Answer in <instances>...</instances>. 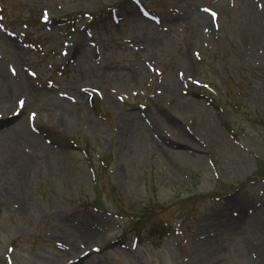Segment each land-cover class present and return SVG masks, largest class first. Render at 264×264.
Instances as JSON below:
<instances>
[{"label":"rangeland","instance_id":"1","mask_svg":"<svg viewBox=\"0 0 264 264\" xmlns=\"http://www.w3.org/2000/svg\"><path fill=\"white\" fill-rule=\"evenodd\" d=\"M246 1L0 0V178L40 173L25 210L0 194V264H264V19L243 27Z\"/></svg>","mask_w":264,"mask_h":264},{"label":"bare ground","instance_id":"2","mask_svg":"<svg viewBox=\"0 0 264 264\" xmlns=\"http://www.w3.org/2000/svg\"><path fill=\"white\" fill-rule=\"evenodd\" d=\"M244 15L243 19L240 23L244 24L243 27L249 26L254 22H257L261 20L264 17L262 16V12L259 11L257 6L253 4L251 0L246 1V5L243 11L242 16ZM248 16V17H247ZM252 17V18H251ZM255 18V20H253ZM242 27V28H243ZM3 64L0 63V124L2 123H9L12 122L15 118L9 119L7 115L10 112V109L12 107L13 103V85L9 81L7 73L2 66ZM171 87L168 86L167 90ZM61 112V116L59 118L60 123L62 125H67L69 122L72 121V111L71 108H65ZM123 123H125L126 128L128 131H131L134 135H138L137 126L139 125L138 120L136 119V115L133 113H128L125 115V118L123 120ZM18 127V126H17ZM14 128H16L14 126ZM134 128H137L134 130ZM122 131L124 130V126L121 125ZM9 130L7 131H1L0 134L2 135H8ZM131 132H124L123 134H126L127 136H132ZM20 137L26 139L27 141H30L34 144H39L41 149H43V156L44 161H46V169L48 172H51V167L55 164H58L59 162H62L61 155H56L53 149H50V147L42 144V137L38 134L29 131V130H20ZM142 134L138 137L140 140H142V143H145V140L142 138ZM147 140V137H146ZM61 154V153H60ZM14 158V157H12ZM63 159V157H62ZM21 162V161H20ZM13 165V164H12ZM16 165V164H15ZM8 173L6 172L0 178V194H3L6 198L9 200L13 199L16 203H18L20 206H22V210L26 209V206L31 203L32 201V187L33 183L37 180L38 176L40 175L39 169L36 167H33L31 163L29 162H21V165H17V169L14 170L12 173L14 178L10 180L7 179ZM42 173H44V169H42Z\"/></svg>","mask_w":264,"mask_h":264},{"label":"snow or ice","instance_id":"3","mask_svg":"<svg viewBox=\"0 0 264 264\" xmlns=\"http://www.w3.org/2000/svg\"><path fill=\"white\" fill-rule=\"evenodd\" d=\"M23 105H24V101L21 100V101H20V106L23 107Z\"/></svg>","mask_w":264,"mask_h":264}]
</instances>
